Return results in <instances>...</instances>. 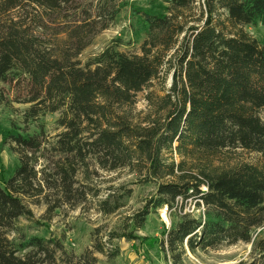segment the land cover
<instances>
[{"label": "trees", "instance_id": "16d2710c", "mask_svg": "<svg viewBox=\"0 0 264 264\" xmlns=\"http://www.w3.org/2000/svg\"><path fill=\"white\" fill-rule=\"evenodd\" d=\"M114 1L97 3V16L105 19L102 26L88 24V12L75 20V29L62 28L60 34L67 36L57 46L39 31L43 33L47 19L68 21L80 0H0V84L15 91L13 100H8L0 88V106L28 105L25 123L59 113L57 125L63 130L54 142L43 130L28 137L10 136L19 166L0 184V264H58L56 253L62 247L50 250L46 241L32 238L26 247L34 252L21 256L9 235L20 218L31 216L27 202L48 197L46 192L57 191L60 204L76 207L89 196L97 197L91 186L78 180L79 175L92 179V163L101 171L128 170L142 183L157 184L146 210L129 220L134 231L144 228L152 212L172 210L179 198L182 211L188 200L206 209L205 221L180 215V222L164 233L161 245L174 264L182 262L187 249L251 244L253 232L264 226V167L246 163L224 167L211 161L239 149L264 161V121L259 115L264 110V47L243 31L245 26L264 27V0H205L201 25L190 28L177 64L169 68L171 88L158 116L140 124H134L128 110L137 95L161 77L170 63L166 55L173 50L174 39L186 32L173 24L180 14H144L150 40L142 55L107 48L83 64L81 54L120 13ZM194 2L171 0L177 11ZM27 7L40 17H11ZM220 12L226 13L225 20ZM159 45L163 54L154 50ZM48 148L51 164L37 170L39 162L48 159ZM123 199L110 195L98 209L104 215L115 214L124 207ZM134 231L114 232L110 241H132ZM93 247L105 253L103 244ZM254 249L258 257L250 264H264V239L254 243ZM79 261L98 264L93 251Z\"/></svg>", "mask_w": 264, "mask_h": 264}, {"label": "rangeland", "instance_id": "374dc122", "mask_svg": "<svg viewBox=\"0 0 264 264\" xmlns=\"http://www.w3.org/2000/svg\"><path fill=\"white\" fill-rule=\"evenodd\" d=\"M106 1V0H101ZM109 1V0H108ZM99 0H80L77 12L71 13L68 21L57 19V21L45 20L47 27L39 31L43 38L48 39L52 44L61 45V40L67 34L60 32L62 28L67 30L75 29V20L85 18L90 12L91 18L88 24L102 26L105 19L99 18L97 3ZM111 2V1H110ZM120 8V13L109 28L99 33L92 41L91 45L81 54L79 61L83 64L95 58L107 48H115L120 53L129 56L142 55L144 43L150 40L148 32L144 26V14L166 15L180 14L179 19L174 20L176 30L183 27L185 32L174 39L175 45L166 55L168 65L164 68L161 77L151 83L143 92L137 95L136 103L128 111L131 112L134 124H140L149 117L158 116L164 96L168 93L172 83V72L170 66L177 64V60L182 54L180 50L185 36L191 34L190 28L201 25L203 18L205 0H195L188 9L175 10L171 0H115ZM104 6V5H102ZM170 8L172 10L170 11ZM39 12L31 7L25 11H15L12 18L18 20L20 17L34 19L40 17ZM102 13V11H101ZM222 20L227 18L226 13L220 12ZM32 26L37 24L32 20ZM65 30V29H64ZM243 31L251 38L257 40L264 47V27L261 24L243 27ZM159 43L163 42L159 34ZM57 45V46H58ZM163 46L159 45L156 53L163 54ZM0 88L5 90L4 96L13 100L15 91L12 88L0 84ZM29 108L28 105L14 103L11 108L0 106V184L14 175L19 166V157L11 151L10 136L22 135L24 137L39 134L44 131L45 137L54 142V138L63 130L58 127L57 121L60 114H48L41 117L36 122L25 123L24 113ZM163 113H161L162 115ZM166 114V113H165ZM164 114V115H165ZM260 118L264 121V110L259 112ZM50 148V147H49ZM46 149L45 156L39 162L37 170L49 167L51 164L52 152ZM178 159V158H177ZM215 165L224 167H234L240 164H252L264 167L262 158L254 153L243 150L229 151L221 154L216 160L212 159ZM91 170L97 175H92L89 181L84 180L82 175L78 180L86 186H91L97 197L89 196L88 201L81 206L60 204L58 192H46L48 197H41L28 201V208L31 216L20 218L10 233L9 237L15 243L20 255L24 256L33 249L26 247L27 242L32 238H39L47 242L50 250L62 247L63 251L56 253L58 264H83L79 257L87 251H93L98 264H174L170 254L162 248L161 241L163 235L172 226L180 222L179 208L182 203L172 210L166 208L158 212H152L147 218L142 230H135V225L130 218L146 210V205L157 192V184L142 183L139 176L130 173L128 170L118 172L101 171L91 165ZM165 180L164 182H170ZM51 196H49L48 194ZM113 195L115 200L124 198V207L112 215H104L99 211V204L105 201L108 196ZM59 205L58 208L55 206ZM184 212L198 220L207 219L206 209L195 206V200H188L183 203ZM135 239H117L110 241V235L114 232H133ZM264 239V226L253 232L252 243H238L230 245L224 243L217 249L206 251L196 250L191 252L187 249L179 264H250L258 257L254 249V243ZM94 244L105 246V253L100 254L94 251ZM70 255L74 256L72 259Z\"/></svg>", "mask_w": 264, "mask_h": 264}, {"label": "built area", "instance_id": "2783aa9c", "mask_svg": "<svg viewBox=\"0 0 264 264\" xmlns=\"http://www.w3.org/2000/svg\"><path fill=\"white\" fill-rule=\"evenodd\" d=\"M179 203H182V200H181V198H179L178 200H177V205H176V208H177V206H178V204ZM203 209H205L204 207H202ZM167 209V208H166ZM185 209V208H184ZM183 209V211L181 210V207L179 208V213H180V215H184V214H190V213H187V212H184L185 210ZM174 210V209H173Z\"/></svg>", "mask_w": 264, "mask_h": 264}]
</instances>
